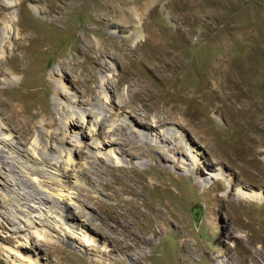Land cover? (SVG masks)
Returning a JSON list of instances; mask_svg holds the SVG:
<instances>
[{"label": "rangeland", "instance_id": "1", "mask_svg": "<svg viewBox=\"0 0 264 264\" xmlns=\"http://www.w3.org/2000/svg\"><path fill=\"white\" fill-rule=\"evenodd\" d=\"M0 1V7L13 1L14 11L20 10L19 0ZM29 1L35 2L24 0L20 13L32 31L24 43L27 57L22 49L12 56L16 30L0 41V115L25 148L39 157L42 151L55 154L64 137L69 145L91 141V122L80 138L72 135L73 124L63 123L76 92L85 105H122L150 130L176 122L201 162L190 172L188 150L144 143L123 122L118 133L125 161L96 159L86 148L73 151L93 181L71 188L67 204L80 219L88 216L82 210L89 211V224L111 241L109 250L102 242L91 245L90 255L63 240H46L45 230L20 213L26 198L57 191L38 190L14 170L32 180L26 168H0V264H31L24 258L26 245L18 246L24 236L13 233L14 216L40 236L52 264H131L129 258L142 264L136 260L141 254L144 264H264V0H133L145 25L141 38L132 32L139 19L128 15L111 26L119 34L107 26L118 14L113 4L125 0H73L69 13L51 0L49 18L35 13ZM12 10L2 11L9 16ZM87 27H96L91 35L110 50L96 49L93 40L87 46ZM80 59L78 70L74 60ZM61 61L74 62L75 70L60 69ZM102 76L111 89L102 88ZM60 77L70 91L60 87ZM218 167L232 177L231 186L224 177L208 186L198 183L196 176ZM239 187L249 194L238 195ZM141 241L143 251L129 247Z\"/></svg>", "mask_w": 264, "mask_h": 264}, {"label": "bare ground", "instance_id": "2", "mask_svg": "<svg viewBox=\"0 0 264 264\" xmlns=\"http://www.w3.org/2000/svg\"><path fill=\"white\" fill-rule=\"evenodd\" d=\"M23 1L24 0H19L16 4L20 6V10L18 11V13L14 11L15 4H13V1H7L0 7V24H3V37L0 34V41L4 39L10 40L12 31L16 30L17 37L12 40V43L14 44L11 52L13 54L12 56H14V52L17 49H22L24 50L23 57L26 58V45L24 43L32 38V31H30L27 26L23 25V19H21L22 15L20 16ZM58 1H60V4L56 5L58 9H64V7H67L69 4L70 6L73 5V0ZM133 2V0H125L124 2L113 4L114 9L118 12V14L112 16L111 21L108 22L107 26L109 28L114 24H116V26L121 24V16L128 15L131 20L138 21L139 19L135 27L132 29L134 30L132 32H134L138 38H141L143 37L145 32V29L143 28L145 27V25L144 22H142V17H139L138 7L136 6L137 4ZM52 3L53 1L51 0H35V2L29 1L31 8L35 11V13L41 15L43 18H49L52 14L49 7L53 6ZM0 4L3 3L0 1ZM70 6H68L67 8V13L70 12ZM5 8L13 9L11 11V15L8 16L7 14L3 13L2 10ZM104 14L107 15L106 12H104ZM87 28L88 30H85V34L82 36V39L85 41L86 45L91 40H93L94 44L96 45V49L102 51L110 50L107 48L106 44H102V42L104 41L101 42V39L98 38V36H92V33H94V29H97L96 27ZM109 30L111 34H119L120 32L117 27H111V29L109 28ZM1 48L2 52L4 53L5 47L1 45ZM89 49L90 48H88V50ZM8 58L10 57L7 56L6 60H8ZM81 60L82 59H80V61L74 60L76 69L78 70L81 69ZM103 62L106 64L110 62L113 67L115 65L114 62L110 60L108 61L107 58H104ZM73 63L74 62L72 61H61L60 69L75 70V67L71 65ZM215 71L218 75L224 76V74H222L221 68L217 67ZM59 80L60 87L67 91H70V88L66 86L62 77H60ZM107 81L108 78H106L105 76L101 77V86L104 90L112 88L110 83ZM88 91L89 90L86 89L84 92L87 93ZM72 98L74 104H71L69 106V114L63 117V123L66 127H69L70 124H73L71 130L72 135L77 134L80 138V136L84 133V127L86 123L91 122L92 137L90 142L83 144L72 143V145H69L67 144L66 137H64L62 143L57 145L55 154L52 152L53 155H51L47 152L42 151L40 153V156L37 157V154L35 155V153L30 152L28 148H25V146H23V142L21 139L12 134L11 129L6 127L2 116L0 115V155H2V157L4 158V162L0 164V168H26L28 172L34 174L32 180L29 179V177L27 178V175L24 172L16 169L14 170L17 171V174L21 176L25 182L29 183L33 187H37L38 190L46 191V188H52L57 191L56 193H54L53 191L44 192L42 194L40 193V197H38V199L37 197L26 198V200L20 202L21 205H23V208L20 209V213L26 216L27 221L30 224L41 226L45 230V232L47 233V236H45L46 240H55V238H57L56 240H63L90 255L91 252H89V249L91 245H94L97 242H102V248L104 250H109L111 241L107 235V237L100 236L101 231L89 224L88 216L89 214H91L89 211L82 210V212H84V215L88 216L86 217V219H80L79 215L76 214L77 211L76 213H74L70 209V205L67 204L68 197H71L72 195L70 193L72 191H69L71 188L78 189L79 186L87 185V182L91 183L93 181V177L88 176L86 174V171L78 165L76 159H73V151L75 152L76 149L86 148L90 156L96 159H98L99 156H103L107 160L115 159V163L125 161L127 155L124 147L121 145L122 140L120 138V134L118 133L121 125L123 126L121 122H123L129 128V130H131L130 133L134 134L140 139V141L144 143L166 142L168 144L175 145L174 147H171L174 148V151L181 152L184 150H188L192 154L193 160V164L187 167L190 172H195L194 169L196 168L197 163L199 164L201 162V158L198 154L199 150H196L191 141H188L187 133H184V131L181 130L180 126L177 125L176 122L168 124L171 122L163 121V124L166 123V125L161 126V129L157 132L156 130H150L149 127H146L143 123H140V120L131 118V113L128 112V110L126 111L125 109H123L122 105H120L119 109L116 110L112 106H109L107 104L85 105V103H83L77 96L76 92H72ZM56 103L57 106L61 109L62 102L58 98V96H56ZM171 118L175 119L176 116H171ZM48 152H51L49 144ZM16 162L21 166L19 164L17 165ZM222 177H224L228 182V185L231 186L232 177L227 176L222 167H218V169L216 170H210L204 176L199 177L198 175L196 176V179L199 184H206L208 186L214 184L216 180ZM58 194H60L61 196H58ZM248 194L249 193L247 192V190L239 187L238 195ZM250 196H252L254 199H262V194L259 191H251ZM54 207H57L58 209ZM11 224L14 230V234H22L24 236V239H20V243L18 244L20 248L23 245H26V251L23 250L26 252V254H24L26 255L24 256V258L30 259L31 264H40L42 262L43 264H52L55 262L54 256H52L49 252H45L43 243H41L39 238L40 236H37L35 234L33 235V232L31 233L29 228H27L23 224V222H21V220L17 218V216H14L11 219ZM63 224H66L67 226L64 227ZM36 233L39 234L38 231ZM102 238L103 241H100ZM77 239H79L80 241H77ZM24 240L26 241V244H24ZM238 241L241 242L240 239ZM142 244L143 243L141 241L137 242L134 246L129 245V247L135 250L139 248L141 251H143ZM115 245L118 244L114 242V246ZM2 249L3 247L0 246V259L1 253L3 251ZM19 252H22V250L19 249ZM42 252L44 253L42 254ZM143 256V254H141L140 256L136 255V260L144 264V262L142 261ZM41 257L44 260L41 261ZM120 258L123 259L122 257ZM94 261L98 264L107 263L105 259L103 261ZM127 261L132 264L130 258Z\"/></svg>", "mask_w": 264, "mask_h": 264}]
</instances>
